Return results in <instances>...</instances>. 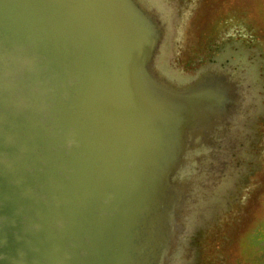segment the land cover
I'll return each mask as SVG.
<instances>
[{
  "label": "water",
  "instance_id": "obj_1",
  "mask_svg": "<svg viewBox=\"0 0 264 264\" xmlns=\"http://www.w3.org/2000/svg\"><path fill=\"white\" fill-rule=\"evenodd\" d=\"M170 17L0 0V264L179 263L225 190L254 76L227 53L163 68Z\"/></svg>",
  "mask_w": 264,
  "mask_h": 264
},
{
  "label": "rangeland",
  "instance_id": "obj_2",
  "mask_svg": "<svg viewBox=\"0 0 264 264\" xmlns=\"http://www.w3.org/2000/svg\"><path fill=\"white\" fill-rule=\"evenodd\" d=\"M153 1L171 16L163 68L185 76L227 53L254 76L225 190L191 216L178 264H264V0Z\"/></svg>",
  "mask_w": 264,
  "mask_h": 264
},
{
  "label": "flooded vegetation",
  "instance_id": "obj_3",
  "mask_svg": "<svg viewBox=\"0 0 264 264\" xmlns=\"http://www.w3.org/2000/svg\"><path fill=\"white\" fill-rule=\"evenodd\" d=\"M209 1V0H208Z\"/></svg>",
  "mask_w": 264,
  "mask_h": 264
}]
</instances>
